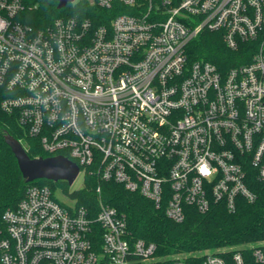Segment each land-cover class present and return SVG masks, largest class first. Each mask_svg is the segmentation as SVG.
Returning a JSON list of instances; mask_svg holds the SVG:
<instances>
[{"label": "built area", "instance_id": "1", "mask_svg": "<svg viewBox=\"0 0 264 264\" xmlns=\"http://www.w3.org/2000/svg\"><path fill=\"white\" fill-rule=\"evenodd\" d=\"M89 2L105 12L101 23L60 17L34 29L17 19L23 0H0L3 113L48 157L74 162L84 182L95 173L175 223L187 208L233 213L242 201L256 203L253 183L264 186V0ZM203 33L221 35L231 51L255 45L251 62L223 71L192 61L188 48ZM156 250L129 239L113 207L66 206L47 186H29L0 214V264H153ZM173 264H264V241L248 255Z\"/></svg>", "mask_w": 264, "mask_h": 264}, {"label": "trees", "instance_id": "2", "mask_svg": "<svg viewBox=\"0 0 264 264\" xmlns=\"http://www.w3.org/2000/svg\"><path fill=\"white\" fill-rule=\"evenodd\" d=\"M23 3L25 8L17 19L34 29L45 28L57 18L72 16L91 19L98 24L101 22L97 20L105 14L87 0L69 4L62 10H58V2L53 0H23ZM188 52L192 61L211 62L224 71L250 63L255 45L244 43L237 51H231L221 35L203 33L191 43ZM6 135L22 142L30 158L48 157L41 145L27 136L16 118L6 115L0 108V214L15 209L32 185L47 186L53 191L59 188L77 200L79 206L93 211L102 202L125 219L129 239L143 240L157 247L153 264H173L175 258L201 261L208 254L229 257L245 252L248 255L264 241V186L258 182L253 183V188L258 185L259 189V198L254 204L242 201L233 213L223 205H213L204 214L187 208L185 221L175 223L151 201L126 191L121 185L104 182L95 173L88 174L85 186L73 192L66 182L38 180L27 184L11 148L5 143Z\"/></svg>", "mask_w": 264, "mask_h": 264}, {"label": "water", "instance_id": "3", "mask_svg": "<svg viewBox=\"0 0 264 264\" xmlns=\"http://www.w3.org/2000/svg\"><path fill=\"white\" fill-rule=\"evenodd\" d=\"M58 2V10L66 8L75 0H53ZM5 143L11 148L24 181L31 184L38 180L54 183L66 182L72 186L79 176L80 168L69 159L58 157H39L32 159L20 141L11 135L5 136Z\"/></svg>", "mask_w": 264, "mask_h": 264}, {"label": "rangeland", "instance_id": "4", "mask_svg": "<svg viewBox=\"0 0 264 264\" xmlns=\"http://www.w3.org/2000/svg\"><path fill=\"white\" fill-rule=\"evenodd\" d=\"M79 1H81V0H77V2H79ZM87 1H92V0H87ZM84 186H85L84 177H83V175H80L77 178V180L75 181V183L69 187L70 192L81 190ZM55 194H56V198L58 199V201L63 203L64 205H66V206H73L74 205L75 200L73 198H71L69 195H67L66 193H64L61 189H59V188L56 189ZM155 260H156V258H155Z\"/></svg>", "mask_w": 264, "mask_h": 264}]
</instances>
